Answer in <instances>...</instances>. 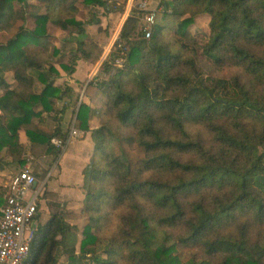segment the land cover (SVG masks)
<instances>
[{
	"label": "trees",
	"instance_id": "trees-1",
	"mask_svg": "<svg viewBox=\"0 0 264 264\" xmlns=\"http://www.w3.org/2000/svg\"><path fill=\"white\" fill-rule=\"evenodd\" d=\"M45 2L35 13L29 0H0V35L17 25L0 39V160L25 165L23 130L36 156L56 161L64 148L52 138H69L67 106L57 110L65 101L94 148L83 170L87 223L69 224L45 191L58 210L34 229L23 264H264V0H161L149 37L141 20L150 11L132 6L105 77L91 80L95 106L78 109L74 89L56 83L63 47L48 24L69 33L71 61L60 66L72 74L104 52L86 29L101 19L79 18L80 4L109 15L128 0ZM199 15L210 17L205 36L187 30ZM46 113H55L50 130L35 122Z\"/></svg>",
	"mask_w": 264,
	"mask_h": 264
},
{
	"label": "crops",
	"instance_id": "crops-1",
	"mask_svg": "<svg viewBox=\"0 0 264 264\" xmlns=\"http://www.w3.org/2000/svg\"><path fill=\"white\" fill-rule=\"evenodd\" d=\"M147 1L150 3V5L153 3V6H151V8L153 7L156 8L161 0H147ZM134 2L135 0H128V3L123 13H110L109 14V15H118L122 19L116 30L117 32L115 34H118L120 29L122 28L123 26L122 23L124 24V22L126 21V18L130 14V11H131V8ZM146 10H150V8ZM112 45L113 43L111 41V43L107 46V48H104V52H103V56L101 60H104L106 58V56L111 50L110 48L112 47ZM79 61H84V60H79ZM84 62L87 65L90 75L91 76H94L95 74L97 75V71H99L98 65L97 64L92 65L91 62L89 63L87 61H84ZM71 75L72 74L68 76L69 78H67V83L74 89L75 93L79 96L78 98L79 100L77 101L75 105L77 106L76 109H78V106L81 102H85L89 104L90 106L94 107L96 104V101L94 98L95 97V87L93 86V84L92 86L91 84H88L81 89V87L79 86L80 82L79 81L76 82L73 79H70ZM91 76H89L88 78H90ZM88 78H86V80ZM62 103L63 105L65 104L67 106L65 115H64V118H65L64 121L67 120L66 117L68 116L71 117L72 114H73V119H74L76 115L74 113V106H73L74 102L65 101ZM97 122H98L97 117H94L93 119H91L90 127L95 128L94 123H97ZM93 148H94V144H93V140H92L90 132H87V133L83 132V135L80 138L70 139L67 145L65 146L64 151L61 154V156L56 161H54L56 164L54 163L55 166L53 167L52 171H49V176L46 177V181L41 184L37 180V184L35 188L40 190V197L38 201L39 209L36 214V217L34 218L32 222L33 231L34 229H37L39 226H42L43 224H45L51 217V214L54 210L56 209L58 210V207L56 209L55 208L52 209L54 207L51 204V202L54 201L53 198L51 197L46 198L42 196L44 191L53 192L58 195L57 202L61 204L60 205L61 207L65 208L66 221L71 225H74V224L77 225L79 230L82 231L84 225L87 223V217L84 216V214L82 213V206H83V201L85 197V191L82 187L83 181H84L83 170L90 161ZM48 160L50 162V157H45L43 161H41V164L45 166L44 161H48ZM12 161H13L12 158L9 156L4 158L3 160H0V207L5 202L7 191H8V185H9L10 179L13 176V175H9L11 167L14 164H16L15 162H12ZM26 164L30 166L32 171L33 169L36 168L34 166L33 167L31 166L30 159ZM33 173L35 175V172ZM77 173H79V175H77V177L75 178L73 175ZM53 177L56 178L55 180L56 185L53 188H48L47 184L49 180ZM81 239H82V234L79 232L78 242L76 244L77 251H79L80 249ZM64 262H65V258L61 257L59 259V264H65Z\"/></svg>",
	"mask_w": 264,
	"mask_h": 264
},
{
	"label": "rangeland",
	"instance_id": "rangeland-1",
	"mask_svg": "<svg viewBox=\"0 0 264 264\" xmlns=\"http://www.w3.org/2000/svg\"><path fill=\"white\" fill-rule=\"evenodd\" d=\"M30 2V11L32 12H41L44 10L45 7V0H29ZM160 3V2H159ZM133 6H137L138 8H142V9H148L150 8L149 11L153 10V9H157L159 8V4L157 5L156 8H151V6H153V3L150 5V3L147 0H136L133 4ZM81 7V12L79 15V18H81L82 20H87L89 19L90 15L93 14L94 12L96 13V15H98L101 19V29H99L98 25H86V29L88 34L95 40L97 41L103 48H107V46L111 43V41L113 42L114 37H115V33L117 32V28L121 22V17L118 15H104L102 12V9H91V10H87L85 9V7L83 5L80 4ZM209 20L210 17L208 15H199L197 17H195V19L193 20V23L191 25H189L187 27V30H190L191 33L195 34L198 33L199 35H206L209 33ZM20 24V23H19ZM141 25L143 26V20H141ZM28 26H33V21L29 20L28 22ZM17 30V25L14 26L10 32L8 33H1L0 35V39L1 40H6L8 37H10L11 35H13ZM48 30L49 33L51 34V41L52 44L57 46V47H63V54L61 56H58V62H56V66L57 68L60 70L61 72V76L58 77L56 79V83L64 86L65 84H67V78H69L68 76L70 74H68L67 72H65V70H63L60 66V63H69L70 60V55L72 53H69V47H64L63 46V39L69 36V33L61 28L60 26H56L53 25L51 23L48 24ZM118 36V34H117ZM116 36V38H117ZM75 42V40H73ZM73 42V43H74ZM76 43V42H75ZM111 49V48H110ZM65 55V56H64ZM103 56V54H102ZM101 56V58H102ZM101 58L96 62V63H92V65H98L99 67V71H97V75H99L100 77H105V75H103L100 72V68L101 65L103 63V60H101ZM90 63V62H89ZM96 75V74H95ZM90 75V72L88 71L87 65L84 61H78L76 67H75V71L72 73L70 79H73L74 81H79V86L81 87V89L88 85L91 84V80L93 78V76H91L90 78H88ZM6 80L7 82H9L12 86H15L17 84L16 80L14 79L13 76V72H7L5 74ZM86 78H88L86 80ZM86 80V81H85ZM84 81V82H83ZM83 82V83H81ZM92 86V84H91ZM93 86L95 87V85L93 84ZM5 90V88H3L0 91V94H2V92ZM63 103H57V110L59 111L60 108H62ZM1 113V112H0ZM56 113V112H55ZM55 113H46L43 116V120L46 121V123H40L38 121V119L35 120V122H38L37 124H40L42 126H44V128L50 130L51 126L54 124V121H56V119H54V115ZM66 121L65 118L62 120V124L64 125V127H69L71 128L73 122L75 125V121L73 119V114L71 117H66ZM98 122L94 123L95 124V128L99 126V118L97 117ZM93 126V125H92ZM70 131V130H69ZM80 138V137H79ZM20 140L21 142H24V146H25V156L28 155V161L30 159L31 162V166L36 167L35 169H33V172H35V175L37 177V180L39 181V183H43L46 181V177L49 176V171H52L53 167L55 166V162L51 163V157H50V162L48 161H44L45 162V166H43L41 164V161H43V159L45 157V155H41V156H36L34 152H32L31 150V143L29 141V139L27 138V136L25 135V132L22 130L20 132ZM30 154V155H29ZM27 161V162H28ZM26 162V163H27ZM25 163V164H26ZM55 163V164H54ZM27 165V164H26ZM24 166V165H23ZM22 165L19 164H14L9 172V175H14L17 171H19V169H21L23 167ZM77 175H79V173L74 174L73 176L76 178ZM56 178H51L47 184L48 188H53L56 183H55ZM45 192V191H44ZM44 196V193L43 195ZM85 216V215H84Z\"/></svg>",
	"mask_w": 264,
	"mask_h": 264
},
{
	"label": "built area",
	"instance_id": "built-area-1",
	"mask_svg": "<svg viewBox=\"0 0 264 264\" xmlns=\"http://www.w3.org/2000/svg\"><path fill=\"white\" fill-rule=\"evenodd\" d=\"M156 10H151L142 19L146 37L151 34ZM82 135L83 131L73 122L66 143L57 137L51 141L55 146L65 148L70 139ZM36 184L37 178L29 165H24L10 179L5 202L0 207V264H23L28 256L34 235L32 222L40 197Z\"/></svg>",
	"mask_w": 264,
	"mask_h": 264
},
{
	"label": "water",
	"instance_id": "water-1",
	"mask_svg": "<svg viewBox=\"0 0 264 264\" xmlns=\"http://www.w3.org/2000/svg\"><path fill=\"white\" fill-rule=\"evenodd\" d=\"M125 21V20H124ZM122 25H123V23H122ZM116 36H117V34L115 35V37H114V40H113V42L112 43H114V41H115V39H116Z\"/></svg>",
	"mask_w": 264,
	"mask_h": 264
}]
</instances>
